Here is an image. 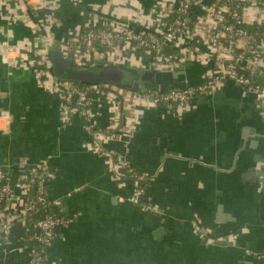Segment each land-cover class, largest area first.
I'll return each instance as SVG.
<instances>
[{"label": "crops", "instance_id": "0c3cea01", "mask_svg": "<svg viewBox=\"0 0 264 264\" xmlns=\"http://www.w3.org/2000/svg\"><path fill=\"white\" fill-rule=\"evenodd\" d=\"M171 1L19 0L0 7V170L15 174L46 162L56 173L47 197L68 221L56 230L46 264H264L263 100L225 81L186 109L138 107L130 139L124 117L105 101L94 108L93 130L80 116L62 128L61 91L40 83L39 53L58 45L65 55L68 42L108 21L159 38L160 12ZM193 23L175 48L189 47L197 59L155 71L137 48L126 66L164 74L162 83L144 84L165 92L203 83L213 51L208 28L193 31ZM97 133L109 135L100 149ZM118 155L149 175L144 205L131 202V179L114 167ZM25 199L17 189L16 205ZM22 244L18 233L6 245L0 237V264H27Z\"/></svg>", "mask_w": 264, "mask_h": 264}, {"label": "built area", "instance_id": "2783aa9c", "mask_svg": "<svg viewBox=\"0 0 264 264\" xmlns=\"http://www.w3.org/2000/svg\"><path fill=\"white\" fill-rule=\"evenodd\" d=\"M19 0H0V7ZM24 1V0H21ZM206 2V4H204ZM202 5L203 15L194 19V9ZM253 14L251 15L250 13ZM158 21L160 36L155 38L144 35L128 26L108 21L100 26H92L80 33L75 40L65 46V55L77 68L97 64H115L126 66L130 53L137 48L143 49L149 61L145 67L155 71L178 69L189 60L197 59L198 54L189 47L169 54L166 48H174L178 40L185 35L193 23V31L207 27V43L213 51L214 66L204 78L203 83L187 87L182 91L132 92L113 85H85L66 82L55 77L51 70L47 54L40 55L36 68L40 83L45 88L50 85L58 87L60 93V125L66 128L76 116L87 122V129L93 130L96 112L94 108L100 101H105L116 113L125 119L127 133L132 139L138 118V107H152L161 104L175 109H186L195 97L212 95L225 81L239 84L249 93L264 101V88L255 83L250 76L264 75V34L250 33L245 24L264 28V0H172L164 7ZM172 14H176L173 22ZM169 20V21H168ZM49 44V42H47ZM61 50V48H60ZM248 69L250 76L241 73ZM98 144L109 138V135H94ZM114 167L128 175L133 184L131 202L144 205L143 198L149 182V175L139 173L125 160L124 156L114 158ZM11 174L0 170V237L7 244L13 232L18 231L20 241L29 257L28 264H46V251L51 246L56 230L67 226L68 221L57 213H52L59 202L47 198V185L56 178V173L46 162L39 163L20 172L19 181H11ZM31 185H37L35 199L27 195ZM17 189L26 194L22 206L14 200ZM51 211L45 218L37 221L36 232L30 234L27 218L39 208ZM15 236V233L13 234ZM29 243L41 247H30Z\"/></svg>", "mask_w": 264, "mask_h": 264}, {"label": "water", "instance_id": "95a60500", "mask_svg": "<svg viewBox=\"0 0 264 264\" xmlns=\"http://www.w3.org/2000/svg\"><path fill=\"white\" fill-rule=\"evenodd\" d=\"M51 70L55 77L66 82L82 85H113L123 90L140 92L144 83L160 84L165 80L164 74L142 69L137 72L124 65L97 64L85 68H77L73 61L65 57L59 46L54 45L48 51ZM177 77L178 73H173ZM183 88H172L168 91H182Z\"/></svg>", "mask_w": 264, "mask_h": 264}, {"label": "trees", "instance_id": "16d2710c", "mask_svg": "<svg viewBox=\"0 0 264 264\" xmlns=\"http://www.w3.org/2000/svg\"><path fill=\"white\" fill-rule=\"evenodd\" d=\"M176 17V14H172L171 17H170V21L173 22L174 19ZM169 21V20H168ZM246 27V29L254 34V35H262L264 34V28L263 27H259L257 25H252V24H245L244 25ZM166 51L167 53L169 54H175L177 52L176 48H174L173 46L169 45L167 48H166ZM139 72V71H137ZM241 73L247 77L250 76V73H249V70L246 69L244 71H241ZM251 79L257 83V84H260L263 88H264V75L262 74H257V75H254V76H250ZM80 87H84L85 85H82V84H78ZM161 91H165V90H160L159 88H156V86H153L151 85L150 87L148 85H143L142 89L140 92H144V93H148V92H161ZM164 105V104H163ZM11 181L12 183L15 184L16 181H19V178H20V173H12L11 175ZM128 176V175H127ZM132 182V181H131ZM27 195L30 199H35V196L37 195V185H31L30 188H29V191L27 192ZM48 198V197H47ZM49 199V198H48ZM53 212L52 213H57L59 214L58 210H56L55 208H53L52 210ZM51 211H47L46 209H43V208H39L36 212H34L32 215H30L28 218H27V228L29 229L30 231V234H33L34 232L37 231V229L35 228L34 224L39 221L40 219H43L45 218L47 215H49ZM18 231L16 232H13L12 235H11V238L12 236H14L13 234L17 233ZM19 236V235H18ZM41 247L40 244H35V243H29L28 244V249H30V247ZM26 263L28 264L29 263V257L26 255Z\"/></svg>", "mask_w": 264, "mask_h": 264}]
</instances>
